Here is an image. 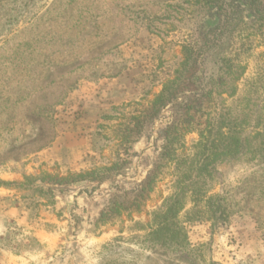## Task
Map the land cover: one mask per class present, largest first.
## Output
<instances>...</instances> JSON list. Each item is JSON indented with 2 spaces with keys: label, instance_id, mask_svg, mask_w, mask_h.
Segmentation results:
<instances>
[{
  "label": "rangeland",
  "instance_id": "1",
  "mask_svg": "<svg viewBox=\"0 0 264 264\" xmlns=\"http://www.w3.org/2000/svg\"><path fill=\"white\" fill-rule=\"evenodd\" d=\"M193 2L0 0V264H264V159L251 155L217 168L211 195L231 202L226 223L189 221L190 208L179 215L190 243L185 253L136 245L160 200L133 222L95 226L112 199L140 187L153 169L167 113L146 124L120 174L56 188L61 217L27 189L28 178L81 173L112 159V127L120 121L108 119L119 117L115 108L153 99L179 68L182 46L217 23ZM257 36L240 50L247 71L231 106L259 90L263 107ZM197 141V133L187 136V147ZM170 187L160 185L164 197ZM31 197L38 206L28 208Z\"/></svg>",
  "mask_w": 264,
  "mask_h": 264
},
{
  "label": "trees",
  "instance_id": "2",
  "mask_svg": "<svg viewBox=\"0 0 264 264\" xmlns=\"http://www.w3.org/2000/svg\"><path fill=\"white\" fill-rule=\"evenodd\" d=\"M193 1L203 16L215 18L217 23L182 46L179 68L153 99L129 104L125 109L115 108L119 117L107 118L120 121L112 127L116 141L110 150L112 159L81 173L42 174L27 179V189L45 201L52 213L61 217L56 188L83 182L103 183L120 174L129 163L133 144L146 124L167 113L164 144L153 169L140 187L112 199L95 226H114L116 219L120 225L133 222L134 216L144 214L150 203L160 200V205H155L150 213L149 230L136 245L143 250L179 254L187 252L190 246L186 229L179 220L182 212L190 208L189 221L204 218L213 226L229 219L231 202L220 194L211 195L217 168L225 161L246 155H251L252 160L264 159V102L263 107L257 104L259 90L239 99L235 106L227 104L238 96L239 84L247 71L246 64L239 59L245 40L250 44L257 34L264 47V0ZM251 30L255 33L248 34ZM233 46H237L235 54ZM129 108L132 111L126 113ZM98 127L102 130L105 126ZM193 133L198 134V141L188 148L186 138ZM97 136L105 143L111 141L107 134L98 132ZM166 181L171 187L164 197L160 185ZM38 203L34 199L28 208ZM123 229L119 232L123 233Z\"/></svg>",
  "mask_w": 264,
  "mask_h": 264
},
{
  "label": "crops",
  "instance_id": "3",
  "mask_svg": "<svg viewBox=\"0 0 264 264\" xmlns=\"http://www.w3.org/2000/svg\"><path fill=\"white\" fill-rule=\"evenodd\" d=\"M81 129V131H83L82 130V128H80ZM88 131V129H87V126H86V128H85V133ZM72 150H74V148L73 147H70Z\"/></svg>",
  "mask_w": 264,
  "mask_h": 264
}]
</instances>
